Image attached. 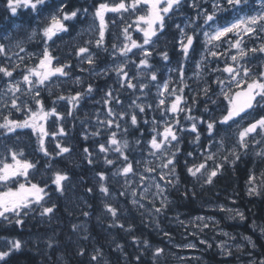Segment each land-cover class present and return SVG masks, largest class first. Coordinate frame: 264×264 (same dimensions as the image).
<instances>
[{"label":"snow or ice","instance_id":"1","mask_svg":"<svg viewBox=\"0 0 264 264\" xmlns=\"http://www.w3.org/2000/svg\"><path fill=\"white\" fill-rule=\"evenodd\" d=\"M186 5L190 13L185 11ZM21 8L36 14L35 26L16 23L11 29H0V222L23 227L26 218L35 212L48 219L55 215V203L48 206L51 193L63 195L70 178L64 171H51L49 164L51 185L48 180L35 182L37 164L18 148L19 137L32 139L34 133L42 156L53 164L71 156L73 148L61 141L69 139L68 117L74 116L81 102L97 91L92 78H113V86L106 87L97 101L103 107L104 119L98 112L93 113L95 130L83 136L84 140L103 137L95 140L91 150L82 149L89 165L95 167L99 157L107 169L94 173L101 194L111 192L110 181L116 175L124 180L125 187H130L127 180L134 178L138 187L130 195L132 205L147 209L159 226L160 215L172 203L168 189L181 182L177 165L186 136H191L196 146L194 152L184 153L192 157L191 162L184 160V171L190 177L204 176L205 183L212 185L226 164L230 162L235 168L243 157H252L261 163L246 173L247 192L250 196L264 192V0H92L89 7H74L72 0H5L4 12L11 17L17 16ZM108 14L119 17L118 37L109 30ZM177 14L184 17L179 23H175ZM81 16H91L92 23L77 29L74 23H85ZM169 21L174 23L175 34L166 31ZM112 24L116 26V21ZM93 29L95 35L81 43L85 33ZM106 33L119 42L107 40ZM162 38L165 44L160 48ZM169 42L180 49V58L168 69L170 75L161 79L151 60L155 54L161 62H170ZM33 47L38 50L33 51ZM57 51L65 52L64 58L55 54ZM101 52L111 57V63L102 68L98 64ZM74 68L87 72L88 77L73 75ZM189 80L196 85L194 95L186 91L191 87ZM69 81L77 87L64 89L62 85ZM152 88L156 89L154 96ZM129 90L131 101L125 105L117 91ZM201 98L203 112L193 115ZM149 109L159 117L154 114L151 120L146 119ZM169 113L170 118H166ZM143 124L150 125L152 133L144 139V133H139ZM145 149L147 157L132 155ZM138 165L143 168L139 173ZM184 188L186 197L195 196L194 189L189 193L187 185ZM86 191L93 192V188ZM120 194L128 195L123 189ZM158 198L160 207H156ZM104 210L115 221L112 227L133 232L131 224L119 222L117 207L106 204ZM220 211L243 218L237 208L221 206ZM82 215L90 213L84 211ZM213 218L181 220L177 215L175 220L181 226L187 224L204 231L212 227ZM72 227L77 230V225ZM260 231L264 233V226ZM221 235L230 236L223 231ZM164 236L172 240L169 232L164 231ZM132 239L141 253L135 256L137 262L142 264L143 249L150 250L153 264L165 256L164 247L141 237ZM244 239L255 247L250 237ZM0 242L8 246L7 252H0V259L22 246L11 236H0ZM48 244L54 247L51 238ZM175 246L196 248L195 243ZM117 247L123 249L124 245ZM217 247L222 254L231 255L227 240H221ZM85 252L80 247L77 255ZM103 259L100 247L89 255L91 264H100Z\"/></svg>","mask_w":264,"mask_h":264},{"label":"trees","instance_id":"2","mask_svg":"<svg viewBox=\"0 0 264 264\" xmlns=\"http://www.w3.org/2000/svg\"><path fill=\"white\" fill-rule=\"evenodd\" d=\"M72 4L74 7H80L81 5L85 7H89L91 3L90 4L85 3V0H72ZM4 7H5V0H0V29H3L5 27L11 29L15 26L16 23L30 24L32 26H35L37 22V17L35 13L29 12L28 9L21 8L18 10L17 16L11 17L10 13L4 12ZM189 10L190 9L186 5L185 11H188L190 13L191 10L190 11ZM111 19L113 18L111 17ZM183 19H184L183 16L177 14L175 18V23H179ZM80 20L84 21L85 23L82 24L74 23V27L77 29H79L80 27H87L88 24L92 23L91 16L88 17L81 16ZM166 31L169 34L176 33V29L172 21H169L168 28ZM72 34L74 35L75 33L73 32ZM90 35L92 34L88 32L85 33L84 37L81 39V43H83V40L89 38ZM64 39L67 40L68 36L65 35ZM57 43H59V41H57ZM164 44L165 41L162 38L159 47L163 48ZM61 47H63V45H61ZM32 50L36 51L38 50V47H33ZM93 51L95 52L97 50L93 49ZM167 51L170 56V62L169 61L161 62V59H159L160 57L155 54L153 55L151 60V62L157 67L161 79L164 78V74L165 75L170 74L167 69L174 67L177 60L180 58L179 56L180 49L178 47H173L172 43L170 42L168 43ZM55 54L59 55L61 58H64L65 56V52L62 51H57ZM99 56L100 59L98 60V64L101 68L105 64L111 63V59L109 58L108 54H104L101 52L99 53ZM171 61H175V62H171ZM70 62L75 64V60H71ZM84 66L86 69L88 68L87 65ZM189 68L190 69L188 71V75L191 76L190 64H189ZM73 75H83L86 78L88 77V73L87 72L80 73L79 68L73 69ZM172 75H174V73ZM110 78L112 77L91 79V83L97 89L96 93L92 96V98L94 99L100 98L101 97L99 95L100 92L103 93L106 87L113 86V82H110ZM189 84L191 85V87L186 91L190 95H194L195 94L194 89L196 85L191 80H189ZM175 86L176 85L174 84L173 87ZM62 87L66 90H71L77 86L68 83L62 85ZM213 87L215 86L213 85ZM130 91L131 90L127 92L118 91V95L120 96L121 100L125 105H127L131 101ZM52 99H55V97L53 96ZM88 99L89 97H86L81 102V107L79 108V111L76 112L74 116H69L68 122L66 124V130L68 132L69 139L67 141H64V143L68 144L69 147H72L74 152H77V148L79 149V153H82L83 148H89L91 150L92 145L95 143V140H99L103 138V137H97L95 138V140L83 139V136L85 134H88L90 131L95 130V127L92 125V120L89 117V114L87 113L90 112L94 107H98L96 104L95 105L90 104ZM189 103H191V101H189ZM202 112H203V98H201V102L194 107L192 114L199 115L202 114ZM154 114L157 115V117H159L160 115L159 113H153V110L149 109L147 116H145V118L151 120ZM141 115L143 116L144 114ZM166 118H169V115ZM81 121H84V123H81ZM149 128L150 125L143 124L142 127L139 129V133H144V137H142V139L152 135V133L149 131ZM21 131H26V130H21ZM139 133H137V135H139ZM129 139H132V137L129 136ZM191 140H192L191 136H186L183 138L181 142L182 151L179 156L180 163L177 166V171L181 174L183 188L179 192L173 188L168 189V199L172 201V203L169 205L168 210L163 212L159 217V226L160 229H163V231L155 228V223L153 222L154 218L151 216L149 212H145L144 209H139V211H137L136 208L133 207L131 203V196L121 195L120 192L122 189L117 191V187H118L117 185H111V191L115 193V197L119 201V203L116 204V207L119 209V222L124 223L125 226L131 224L133 227V232L125 234V231L119 229L118 227H112L111 225L113 218L110 215H105L106 212L101 203L99 190L95 186L96 178L94 175V173L97 171H101V170L107 171V169L104 168L103 164H96L94 167L93 165H89L87 161L84 160L83 171L81 172L77 168V165L80 164V160L82 159V157L77 155L76 157H73L72 163L70 164L64 159L60 160V162L58 163V167L60 169H66L63 171L67 173L72 183H67V189H65L64 195H59L58 193H51L52 200L55 201L54 202L55 215L51 219L45 217L44 218L45 222L40 225V229H39L41 233L46 232V235L44 237L45 241H47L49 237L55 235L57 239H67L68 243L72 244V241L78 238L80 244L83 245L81 247L86 249L85 255L83 256L77 255L75 245H73L70 250L73 252L74 255H76L77 260H79L81 264H88L89 255L92 253L93 246L100 247L103 249V252L108 253L109 254L108 260L109 262H111V259L113 257L119 256L122 258L125 253H130L131 250L137 249L135 247L134 240L132 239L134 236L147 239L151 244L164 247L166 250H170L176 253L179 257L192 255L190 253H192L193 250H186L181 247H173V244L183 245L186 243L194 242L195 240L196 241L206 240L207 246L199 243V245L203 247L201 250H198L200 255L196 256V258L199 259H193L194 257H187L188 264H239V262L237 261V256L240 254L234 253L233 255H224L222 254L221 251L218 250L216 251L212 247L209 248L208 246L209 244L217 246V244L221 240H228V237L222 236L219 231L215 233H211L210 232L211 226L209 228H205L204 233L198 235L197 234L198 229H194L193 227L187 224L181 226L175 220V217L177 215H179L181 220L192 219L195 216H215L216 219L220 220V227L223 228L224 231L231 233L233 236L236 237V241H239L245 245V253H248V255H240V260L243 262V264H247V262L251 260H256L257 264H259L261 260H264V240L260 238L261 233L259 227H257L256 230H253L250 227V225L253 219L257 221L258 226L264 225V197H259V196L246 197L245 205H242L241 201L237 200L235 195H233L231 199L228 200H224L223 198L220 199L219 202L225 204L226 207H231V208L243 207V211L245 215L248 217V220L243 222L244 226L241 227H235V225H237L238 223L237 220H227L226 213L217 211L214 208H208L207 206L205 207L200 206V203L202 201H210L215 196V193H208V194L197 193V195L192 196L191 198L186 197L184 195V191H185L184 185H187V190L189 193H191L193 190L192 184L188 183L186 180L183 179L185 176H189L184 171V160L187 159L189 160V162H191L192 160V157H186L184 153L188 151L194 152L196 149V146L191 143ZM32 141L35 142L34 133L32 135ZM49 150L50 151L52 150L51 147L49 148ZM28 154L29 157L32 158L31 153ZM132 155L137 158L147 157V150L145 149L144 151H136L132 153ZM242 160H247L249 161V163H247L246 166H241L240 162L239 161L237 162L238 170L236 171L235 175L228 180V183L231 184L232 188L239 189L241 187H247L246 173L248 172L249 169L253 168L254 165H259V162L255 161L252 157H243ZM239 167H244V171L241 172L239 170ZM112 171H115V169H112ZM117 179L121 180L122 183V179L120 177H117ZM45 180H48L49 185H51V181L49 180L48 177L40 178L39 174L35 173V182H43ZM220 186L223 187L224 183L222 182ZM87 188H93V192H87L86 191ZM65 196L69 197V199L66 200ZM52 200L49 201L48 206H51V204L53 203ZM158 200L159 198L157 199L156 207H160ZM84 211L89 212L90 215L89 216L82 215V212ZM31 215L39 216V213L35 212ZM90 217H94L98 219H95L94 222L92 223H87ZM32 223H37V222L32 221ZM28 224H29V220H26L25 225ZM77 224H80L82 226L84 225L87 226V232L81 231L79 237L76 236V230H74L72 227L73 225H77ZM100 224L103 225V228L106 231H102L101 228L98 227V225ZM18 228L21 231L24 230L23 227L18 226ZM164 231H167L171 234L173 244L168 243V238L164 236ZM194 231H195V235H193ZM65 233H67L68 236H65ZM237 233H243L244 236L250 237L252 242L255 244V247H253L252 244H249L247 241H243L242 238ZM213 235L216 237L215 241L211 239ZM85 236H87L88 239L85 240L83 238ZM69 237L71 238L69 239ZM113 237H115L118 243L124 245V253H117L115 249V245L109 246V242L112 240ZM236 241H232L230 243H235ZM39 243L40 242L37 241V244ZM55 243L56 242L54 241V247H55ZM132 259L135 260V257H132ZM142 262H145L144 255H142ZM69 264H73V262L70 261ZM135 264H141V262H137L135 260ZM147 264H151V261L150 260L147 261ZM165 264H168V261H165ZM172 264H174V261L172 262Z\"/></svg>","mask_w":264,"mask_h":264},{"label":"clouds","instance_id":"3","mask_svg":"<svg viewBox=\"0 0 264 264\" xmlns=\"http://www.w3.org/2000/svg\"><path fill=\"white\" fill-rule=\"evenodd\" d=\"M85 3L90 4L91 0H85ZM117 27H119V25H117ZM68 83H71V81H69ZM89 139H92V137L90 136ZM61 142H64V141H61ZM17 146L18 148H23L26 152L31 153L32 159L35 160L37 164L36 173L39 174L40 178H44V177L49 178L51 175V171L66 170V169H60L58 165L53 164L51 160L44 158L42 156L41 149L38 147L36 142H33L32 139L29 138L27 135H21L19 137V144ZM77 155L82 157V159L80 160V164L77 165V168L79 169V171L82 172L85 158L83 156V153H79L78 148H77V152H74L71 156H66L64 160L70 164L72 163L73 157H76ZM239 162L241 166H246L247 163H249V161L242 160V159ZM96 163L103 164V161L98 157ZM260 163L261 162H259V164ZM49 164L52 165L51 171L47 167V165ZM139 169H140V166L138 165L137 167L138 173L140 172ZM237 170H238V166L236 165V167L233 168L231 163L229 162L228 164H226L223 174L212 185H208L205 183L204 176H200L197 178L185 176L183 179L186 180L188 183L192 184L193 189L195 190V195H197V193H204V194L215 193V196L210 201H202L200 203V206L201 207L207 206L208 208H214L217 211H220L221 206L226 207L225 204H222L219 202L221 198H223L224 200H228V199H231L233 195H235L236 199L241 201L242 205H245L246 197H251L247 192V187H241L239 189L232 188L231 184L228 183V180L235 175ZM239 170L243 172L244 167H239ZM174 175H176V173H174ZM117 177L119 176L118 175L114 176L110 181L111 185L118 186L117 191L123 189L125 193H127L128 195H131L132 191L138 187V181H135L134 178L128 179L127 183L130 185V187H125L124 180L122 179V183H121V180H118ZM180 179H181L180 184L173 188L178 192L181 191V189L183 188L182 178L180 177ZM222 182L224 183L223 187L220 186ZM69 183H72V181H70ZM174 184H175V181H174ZM66 189H67V186H66ZM99 195H100L101 203L103 207H105L106 204H111L114 207H116V204L119 203V201L115 197V193L112 191L107 196L101 194L100 192H99ZM259 197H264V192H262ZM151 198L152 197L149 196V199ZM65 199L67 200L69 199V197L65 196ZM52 202H55V201L52 200ZM135 208L137 211H139L140 209L137 207ZM226 208H231V207H226ZM237 209H239L240 213L243 214V218H240V216H234L233 214L226 213V219L227 220H237L238 223L237 225H235V227H241V226H244L243 222L247 221L248 217L245 215L243 211V207H237ZM144 211L147 212V209H144ZM105 215H109V214L105 213ZM213 217L214 218L211 222L212 227L210 228V232L215 233L219 231L220 234H221V231L227 232V231H224V229L220 227V220L216 219L215 216ZM95 219H98V218L90 217L87 223H92L94 222ZM26 220H29V224L23 226L24 228L23 231H21L18 228V226L15 225L14 223L5 224L3 222H0V234H2L0 236H11V237L19 239L22 242V246L19 249L13 250L10 254L0 259V264H69L70 261H72L73 264H81V262L77 260L76 255H74L73 252L70 250L72 246L75 245V249L77 253L78 249L81 246H83L80 244V241L78 238L73 240L72 244H69L67 239H57V237L53 235L49 238H51L56 243H55V247H51L48 244V240L45 241L44 239L46 232L41 233L39 230L40 225L45 222L44 218L40 216L30 215L29 217L26 218ZM32 221H36L37 223H32ZM114 223L115 221L112 220V224ZM261 226H264V225L258 226L257 221L255 219L251 221L250 227L253 230H256L257 227H259V230H260ZM98 227H100L102 231H106L103 228L102 224L98 225ZM155 228L160 229V226L155 224ZM81 231L87 232V226L86 225L82 226L80 224H77V230H76L77 237H79ZM201 233H204V231H198L197 234L199 235ZM260 233H261L260 238L264 240V233H262L261 231ZM125 234H127V232H125ZM229 234L230 236L228 237L227 244L231 248V255H233L234 253H238L240 255H248V253H245V245L239 241H236V237L233 236L231 233ZM237 234L242 238L243 241H246L244 238L248 236H244L243 233H237ZM65 236H68V234L65 233ZM70 238L71 237H69V239ZM211 239L215 241L216 237L213 235ZM37 241H39L40 243L37 244ZM232 241H236V242L230 243ZM168 243L173 244V241L168 240ZM118 244L120 243L116 241L115 237H113L112 240L109 242V246L115 245V249L117 253H124V248L123 249L118 248L117 247ZM173 247H176V246L173 244ZM211 247L212 246H209V248ZM94 248L95 246H93L92 248V253L94 252ZM7 251H8V246L5 243L0 242V252H7ZM142 251H143V255L145 256V262H142V264H147V261L149 260L151 261V264H153V258L151 255H149L150 250L143 249ZM138 254H141L140 251H138V249H133L130 251V253H125L122 258L119 256H116L111 259V262H109L108 260L109 254L106 252H103L104 259L103 261L100 262V264H104V262H106V264H135V260L132 259V257H135ZM240 255L237 256V261L239 262V264H243V262L240 260ZM165 261H168V264H172L173 261H174V264H188L187 261H183L179 259V256L170 250H166L165 256L161 258L159 261H157L156 264H165ZM88 264H91L90 260L88 261ZM247 264H257V261L251 260V261H248Z\"/></svg>","mask_w":264,"mask_h":264},{"label":"rangeland","instance_id":"4","mask_svg":"<svg viewBox=\"0 0 264 264\" xmlns=\"http://www.w3.org/2000/svg\"><path fill=\"white\" fill-rule=\"evenodd\" d=\"M114 16V17H113ZM109 17H112L113 19H110ZM112 20H115L116 21V26H113L112 24ZM106 21H108V24H109V30L112 32V33H115V37H118L119 36V32H120V20H119V17L118 16H115L114 14H108L106 15ZM96 23L98 24V21H96ZM117 25H119V27H117ZM87 33V32H86ZM92 35H95V29H93V32L91 33ZM134 38H135V33H134ZM106 39H109L110 41H114V42H119L118 40H114V37L113 36H109L108 33H106ZM106 54V53H105ZM109 56V55H108ZM109 58L111 59V57L109 56ZM170 74H168L167 76L164 75L165 77L163 79H166V77H168ZM110 82H113V78H110ZM152 95L154 96L155 93H156V89L155 88H152ZM103 93L100 94V96H102ZM117 95H118V91H117ZM100 98H97V99H94L92 98V96L89 97L88 101L90 104H93V105H97L98 107H94L90 112H88L87 114H89V117L91 118L92 120V125L95 127L96 125V117L95 115H93V113H96L98 112L100 114V118L101 120L104 119V110H103V107L101 104L97 103V101H99ZM152 101V98L149 97V102ZM81 107V105H80ZM171 114L169 113V118H170ZM140 171H142L143 169L140 167L139 169ZM197 242V243H196ZM190 243H195L196 244V248L192 249V248H184L186 250H193L192 255H186V256H183V257H196V256H199L200 253L198 250H201V248H203L202 246L199 245L200 241H194V242H190ZM200 244H204V243H200ZM207 246V244H205ZM217 246L215 245H212V248L215 249L216 251H221L220 248H216ZM196 250V251H195ZM199 254V255H198Z\"/></svg>","mask_w":264,"mask_h":264},{"label":"bare ground","instance_id":"5","mask_svg":"<svg viewBox=\"0 0 264 264\" xmlns=\"http://www.w3.org/2000/svg\"><path fill=\"white\" fill-rule=\"evenodd\" d=\"M190 11V10H189ZM105 54V53H104ZM160 59V58H159ZM171 62H175V61H171ZM165 64V63H164ZM171 66V65H170ZM174 66V65H173ZM85 67V66H84ZM164 67V66H163ZM172 67V66H171ZM166 69H167V67H166ZM190 69V68H189ZM161 70V69H160ZM168 70V69H167ZM162 73V72H161ZM160 73V74H161ZM162 75V74H161ZM165 75V74H164ZM160 76V75H159ZM163 76V75H162ZM167 76V75H166ZM165 77V76H164ZM167 78V77H166ZM174 85V84H173ZM99 93V92H98ZM101 93V92H100ZM100 93H99V95H100ZM142 168V167H141ZM143 169V168H142ZM159 201V200H158ZM197 243V242H196ZM205 245V244H204ZM201 246V245H200ZM202 249V248H201ZM199 255V254H198ZM194 257V256H193Z\"/></svg>","mask_w":264,"mask_h":264}]
</instances>
